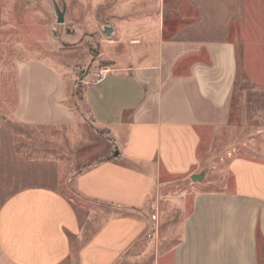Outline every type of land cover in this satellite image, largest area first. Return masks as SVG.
I'll return each instance as SVG.
<instances>
[{
    "label": "crops",
    "instance_id": "1",
    "mask_svg": "<svg viewBox=\"0 0 264 264\" xmlns=\"http://www.w3.org/2000/svg\"><path fill=\"white\" fill-rule=\"evenodd\" d=\"M87 2L133 53L76 102L74 75L17 63L0 123V264H264V130L230 160L227 187L191 179L204 138L231 127L239 78L242 116L248 92L264 113V0ZM181 181L190 209L167 243L160 204L179 199L160 190Z\"/></svg>",
    "mask_w": 264,
    "mask_h": 264
},
{
    "label": "rangeland",
    "instance_id": "2",
    "mask_svg": "<svg viewBox=\"0 0 264 264\" xmlns=\"http://www.w3.org/2000/svg\"><path fill=\"white\" fill-rule=\"evenodd\" d=\"M54 3L60 8L66 5L64 23H57ZM107 25L113 27L111 35L103 32ZM121 35L116 33L109 15L93 13L87 0H0V123L14 103L19 61L43 58L74 75V89L79 92L78 99L73 100L76 102L88 85L85 82L91 83L99 78L101 71L111 72L116 65L129 60L133 50L128 47L127 38ZM250 88L248 82L238 79L231 127L220 128L214 136L204 138L200 152L204 178L197 182L207 184L205 189L227 187L224 185L231 183L229 162L232 157L252 153L250 147L263 138L257 136L264 130V113L259 111L262 115L255 117L258 114L254 112L255 101L262 102L260 95L255 99L254 94L248 92L251 105L245 117L240 112L241 92ZM184 182H174L166 191L160 190L161 195H173L180 202L174 201L171 205L164 196L160 204V223L163 220L160 238L167 243L179 238L180 223L190 209L192 189L186 185L189 180ZM74 199L81 202L75 196Z\"/></svg>",
    "mask_w": 264,
    "mask_h": 264
},
{
    "label": "water",
    "instance_id": "3",
    "mask_svg": "<svg viewBox=\"0 0 264 264\" xmlns=\"http://www.w3.org/2000/svg\"><path fill=\"white\" fill-rule=\"evenodd\" d=\"M55 5V10H56V16H57V23H64L65 21V12H66V5L64 4L62 8L58 6V4L54 3ZM103 32L106 35H111L114 30L111 25H107L103 28ZM115 155H118V152L115 153ZM204 178V173L201 174H195L191 177V179L195 181H200Z\"/></svg>",
    "mask_w": 264,
    "mask_h": 264
},
{
    "label": "trees",
    "instance_id": "4",
    "mask_svg": "<svg viewBox=\"0 0 264 264\" xmlns=\"http://www.w3.org/2000/svg\"><path fill=\"white\" fill-rule=\"evenodd\" d=\"M79 92H76V95H78ZM258 245L261 252L264 251V240L262 239L261 235H258Z\"/></svg>",
    "mask_w": 264,
    "mask_h": 264
},
{
    "label": "built area",
    "instance_id": "5",
    "mask_svg": "<svg viewBox=\"0 0 264 264\" xmlns=\"http://www.w3.org/2000/svg\"><path fill=\"white\" fill-rule=\"evenodd\" d=\"M108 73H109L108 71H101L100 74H99V78H97L96 80H100V79L104 78ZM85 83L89 84L88 81L85 82Z\"/></svg>",
    "mask_w": 264,
    "mask_h": 264
}]
</instances>
